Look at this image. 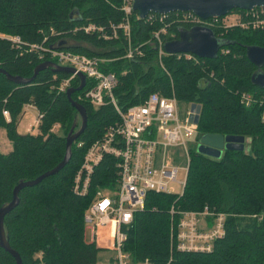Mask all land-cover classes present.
<instances>
[{"label": "trees", "instance_id": "trees-1", "mask_svg": "<svg viewBox=\"0 0 264 264\" xmlns=\"http://www.w3.org/2000/svg\"><path fill=\"white\" fill-rule=\"evenodd\" d=\"M121 0H0V33L20 37L15 46L0 40V69L13 77L32 78L34 69L54 62L50 53L70 52L107 62L104 73H113L117 84L112 91L120 112L143 104L152 94L174 97L180 105L201 107L197 142L203 135L243 137L244 151H223L219 159L190 149V161L182 194L148 193L144 208L137 212L123 251L131 264H264V88L251 81L264 73L247 57L248 47L264 48V27L243 29L238 25L209 28L224 42L214 59L191 54L158 57L154 37L161 29L163 45L179 39L181 29L195 25L185 22V13L166 14L163 23L130 17V44L140 51L125 58L128 40L119 25L124 19ZM234 9L230 14H244ZM224 16V17H226ZM221 17V18H224ZM104 28L105 40L84 27ZM204 27V26H201ZM208 28V27H205ZM30 46H35L32 49ZM70 75L45 69L28 84H15L0 74V131L11 150H0V209L12 200L14 188L53 170L65 156L70 131L81 121L72 108L61 82ZM80 84L71 81V88ZM93 83L72 95L86 112L87 126L71 146L69 162L54 176L18 194V205L4 217V231L10 248L22 264H95L102 252L85 237L84 215L100 190L113 191L118 179L115 157L105 154L94 168L86 194L74 191L88 149L100 141L109 127L120 122L109 101L94 108L79 96ZM250 96L248 105L242 103ZM25 106L38 117L36 133L17 130ZM3 111L9 112L6 120ZM54 126L57 128L53 130ZM204 208L225 215L223 235L212 242L210 252H179L171 235L176 212H200ZM0 264H15L0 248Z\"/></svg>", "mask_w": 264, "mask_h": 264}, {"label": "built area", "instance_id": "built-area-1", "mask_svg": "<svg viewBox=\"0 0 264 264\" xmlns=\"http://www.w3.org/2000/svg\"><path fill=\"white\" fill-rule=\"evenodd\" d=\"M134 0H121L120 10L124 19L119 27L128 40L125 58L131 59L134 54H139L130 42V17L133 13ZM149 20H158L163 23L166 14H148ZM185 22L195 26L215 28L220 26L230 27L238 25L243 29H256L264 27V9L254 8L244 14H230L224 18H211L202 20L193 13L186 12L183 16ZM233 21V22H230ZM161 29L154 37L158 44V57L166 55L160 34L166 33ZM86 33H97L105 40L117 38L114 31L112 36L104 34V28L93 24L84 27ZM7 39L15 46L21 43L20 37L6 36L0 33V40ZM32 49L35 46H30ZM52 60L64 67L75 71L73 76L61 82L60 90L66 91L73 78L78 73L85 76L93 84L86 90L79 100H86L94 108H98L107 101L120 113V122L115 127H109L100 141H96L88 149L82 165L74 180V191L86 194L89 187L90 176L98 165L103 155L108 154L118 159V179L113 191L100 190L84 215L86 233L91 237V242L102 252V259L95 264H131L128 255L123 251L127 239V230L130 228L133 217L145 205L146 196L155 194H173L180 196L182 192L175 193L172 186L178 184L184 187V182H177L180 170L188 169L190 149H196L198 142L197 125L190 121L191 105H183L184 113L180 111V104L174 97H162L158 94L150 95L143 104L132 106L120 112L115 105L112 91L117 84L113 73H104L101 65L106 60L90 58L70 52L50 53ZM189 55V54H187ZM242 103L248 105L250 96L244 94ZM33 108L25 106V109ZM34 109V108H33ZM3 116L9 120V112L3 111ZM38 126V117L33 124L25 127L26 132L34 134ZM57 127L54 126L53 130ZM184 160L185 165L177 163ZM177 220L171 226V235L175 249L179 252H210L212 242L223 235L225 215L215 213L207 208L200 212H176ZM148 264V261L142 263Z\"/></svg>", "mask_w": 264, "mask_h": 264}, {"label": "water", "instance_id": "water-1", "mask_svg": "<svg viewBox=\"0 0 264 264\" xmlns=\"http://www.w3.org/2000/svg\"><path fill=\"white\" fill-rule=\"evenodd\" d=\"M254 8L264 9V0H134L133 12L138 14L140 19H144L148 14H170L174 12L186 13L190 12L198 16L202 20L211 18H221L226 16L234 9L243 11L253 10ZM224 42L218 40L211 29L196 26L189 30L181 29L179 31V39L167 42L163 45L164 52L167 54H191L197 58L214 59L219 50L224 46ZM248 61L259 69L264 65V48L248 47L246 51ZM51 69L55 72L73 75L75 71L72 68L60 66L54 62H44L34 69L32 78L24 79L21 77H13L0 69V74H4L8 81L15 84H28L34 77L45 69ZM80 84L76 88H68L65 92L72 108H74L81 121L79 130L73 133L70 131L66 139L65 156L60 164L53 170L46 172L39 178L19 183L13 190L11 202L0 209V248L10 254L15 264H22L19 255L13 251L6 239L4 231V217L18 205V194L24 188L34 187L41 183L44 179L56 175L70 160L71 146L84 132L87 126V116L85 109L76 101L72 95L80 92L86 84V78L83 74L77 75ZM251 81L259 88H264V73H255ZM201 107L191 104L190 121L199 122ZM245 139L243 137L221 136V135H203L198 141L196 152L204 156L219 159L223 151H244Z\"/></svg>", "mask_w": 264, "mask_h": 264}, {"label": "rangeland", "instance_id": "rangeland-1", "mask_svg": "<svg viewBox=\"0 0 264 264\" xmlns=\"http://www.w3.org/2000/svg\"><path fill=\"white\" fill-rule=\"evenodd\" d=\"M230 22H233V21H230ZM60 66H62V65H60ZM73 75H71V76H73ZM76 75H75V78H77ZM69 88H71V86ZM180 111L184 113L185 109H184L183 105H180ZM35 118H36V110L35 109H33V108L25 109V113L21 116L20 121L18 123L17 130L20 133H26L25 127L28 126V125L33 124V121H34ZM34 132L36 133V129L34 130ZM0 150L3 153H7V152H9L11 150V145H10L9 141L7 140L3 130L0 131ZM177 163H179L180 166H184L185 165L183 159H180ZM185 179H186V170L185 171L184 170H180L178 172V174H177V182L178 183L184 182ZM171 188H172V191L175 192V193L182 192V187H180L178 184H174ZM85 237H86V240L90 243L91 242V237H90V234L88 232L85 233Z\"/></svg>", "mask_w": 264, "mask_h": 264}]
</instances>
